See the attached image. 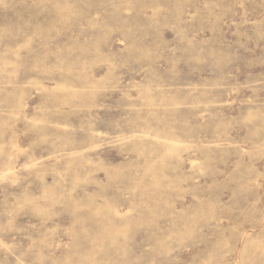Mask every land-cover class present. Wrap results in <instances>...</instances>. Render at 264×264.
I'll return each mask as SVG.
<instances>
[{
  "label": "rangeland",
  "instance_id": "374dc122",
  "mask_svg": "<svg viewBox=\"0 0 264 264\" xmlns=\"http://www.w3.org/2000/svg\"><path fill=\"white\" fill-rule=\"evenodd\" d=\"M0 264H264V0H0Z\"/></svg>",
  "mask_w": 264,
  "mask_h": 264
}]
</instances>
